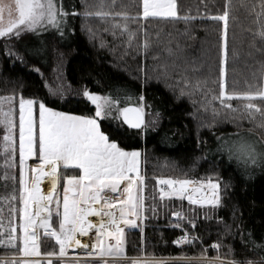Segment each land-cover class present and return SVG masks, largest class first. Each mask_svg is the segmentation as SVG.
Masks as SVG:
<instances>
[{
	"label": "trees",
	"instance_id": "obj_1",
	"mask_svg": "<svg viewBox=\"0 0 264 264\" xmlns=\"http://www.w3.org/2000/svg\"><path fill=\"white\" fill-rule=\"evenodd\" d=\"M56 1L67 15L53 27L0 37V97L22 94L57 111L86 116L94 115L96 107L83 96L85 88L119 99L120 107L143 105V130L125 125L117 132V119H101L102 130L122 147L142 151L145 224L127 233V257L208 255L228 261L224 264H264V166L245 170L226 151L217 152L221 137H264V129L255 126L264 117L257 113L256 122H249L240 118L249 101L226 100L238 109L233 112L215 99L225 82L229 92L264 87L262 0H177V17L148 19L136 15L142 0ZM225 11L226 63L224 22L215 19ZM252 102L264 109L259 98ZM2 161L0 157V197H5L19 187L20 168L17 162V179L5 181ZM61 173L63 187L66 176L80 170L62 168ZM161 177L219 179L221 203L164 198L157 181ZM53 223L57 228L56 215ZM185 231L191 240L176 244ZM38 243L43 255L59 252L58 242L44 231ZM214 244L220 247L214 249ZM14 251L0 246V257Z\"/></svg>",
	"mask_w": 264,
	"mask_h": 264
},
{
	"label": "snow or ice",
	"instance_id": "obj_2",
	"mask_svg": "<svg viewBox=\"0 0 264 264\" xmlns=\"http://www.w3.org/2000/svg\"><path fill=\"white\" fill-rule=\"evenodd\" d=\"M264 3V0H262ZM18 16L11 18V5H5L0 0V37L19 36L25 29H34L36 26L47 22L55 24L60 16L67 15L58 9L54 0H15ZM142 11L137 18L144 19L160 17L175 18L178 16L177 0H142ZM5 8L9 9V20L3 23ZM90 15V13H85ZM97 15H110V13H97ZM115 15L127 16V13ZM215 19L224 22L223 29V56L226 63L228 53V20L229 12ZM125 29L127 26H124ZM264 39V32L260 33ZM144 47H148V41H144ZM37 71H39L37 69ZM226 82L221 87L220 95L215 97L226 109L237 111L233 104L226 100L241 99L249 101L244 105V114L241 119L256 122L257 113L264 117V109H261L256 98L264 101V87L256 91L229 92L225 90ZM83 96L96 107L92 116L74 115L59 112L49 108L42 101L33 98H25L22 94L0 97V127L3 128L2 144H0V156L3 158L4 169H12L19 164L18 188L5 197H0V203H8V213L22 212V237L18 234L19 225H14L9 220V227L5 232H0V246L15 249L11 256L0 257V264H42L41 259H27V257H40V245L38 243L37 228H42L49 237H55L59 243V252H48L47 264H52L51 257L66 256V249L89 248L77 239V234L87 235L92 229H97V240L94 245L99 249L100 256L107 251L110 255L123 253V229L119 227L116 219L118 212L121 218L129 215H139L143 206L140 196L144 177L140 175L139 150H126L120 142L109 133L101 129V117L111 116L113 108L118 114L114 119L116 131L121 132L127 125L133 129L143 130L147 127L144 120L143 106L119 107V99L108 98L104 104H99L101 97L85 88ZM143 100V97H140ZM7 103V110H5ZM255 126L264 129V121L255 123ZM251 132V129H249ZM235 139L218 138L220 141L217 152H227L229 160L235 158L238 166L245 170L249 166H264V137L248 139L236 133ZM35 157L39 163L30 164L29 160ZM72 167L81 170V175L66 176V184L60 191L59 185L63 178L60 169ZM45 168L48 171H45ZM34 174V175H33ZM45 176L52 178L51 188L44 194L41 188L42 179ZM4 180H16L13 173H4ZM159 183L167 186L160 188V193L167 197L184 198L193 204L219 205L221 203L220 180L205 177L199 181L189 179H160ZM123 185V187H122ZM196 185L195 187H191ZM205 189L210 190L208 194ZM113 195H107L106 193ZM194 194L196 198H194ZM125 199H120L125 196ZM19 202L20 207H12ZM102 202V203H101ZM96 205H100L97 207ZM100 217L99 224H93L88 217L90 215ZM53 215L59 218V231L52 226L50 221ZM107 216L109 219L104 220ZM173 216L181 217V213L174 212ZM3 209L0 208V228H3ZM126 224L135 225L134 219L124 221ZM189 223L194 226L192 221ZM106 225L115 226V231ZM116 237V243L108 244L106 249L101 246V237ZM22 239V248L18 241ZM187 237H181L176 244L183 243ZM219 248V244H214ZM88 255H93L90 250ZM21 257H24L21 259ZM106 264V262H105ZM229 264H254L252 261H231Z\"/></svg>",
	"mask_w": 264,
	"mask_h": 264
},
{
	"label": "rangeland",
	"instance_id": "obj_3",
	"mask_svg": "<svg viewBox=\"0 0 264 264\" xmlns=\"http://www.w3.org/2000/svg\"><path fill=\"white\" fill-rule=\"evenodd\" d=\"M54 2L56 3L57 8L61 9L59 7L57 1L54 0ZM2 3H4L5 5H11L12 6V8H11V18H15L16 16H18V9L15 6V0H2ZM3 16H4L3 23L6 24L8 22V20H9V18H10L9 9L8 8H5ZM59 20H60V15L58 14V18H57L56 23L59 22ZM50 26L53 27L54 24L49 23V22H47V20H45L44 23H42L41 25L36 26L34 29H25L24 31H41V30L43 31L46 28H49ZM98 95L101 97V99L98 101L99 104H104L106 102V100L108 98H110L107 95H103V94H98ZM2 97H4V96H2ZM140 106H143V105H140ZM143 108H144V106H143ZM5 110H7V103H5ZM59 112H63V111H59ZM66 113H68V112H66ZM144 113H145V108H144ZM71 114H74V113H71ZM74 115H78V114H74ZM117 115L118 114L116 113L115 108H113L111 116H102L101 119L102 118H107V117L114 118ZM82 116H84V115H82ZM2 135H3V128L0 127V137H2ZM0 144H2V139H0ZM126 150H128V149H126ZM131 150H138V149H131ZM131 150H129V151H131ZM139 151L141 152V156H142V151L141 150H139ZM141 156H140V175L142 176V166H141L142 158H141ZM0 157L2 158V156H0ZM29 163L35 165L36 163H39V161L35 157H33V158H31L29 160ZM2 164H3V161H2ZM62 168H63V166L61 167V169ZM69 168H72V167H69ZM61 169H60V171H61ZM8 170H11L10 173L8 174L9 176H11L13 173L15 174L17 172V170H18L17 169V165L14 168H12V169H7V170L4 169V173H5V171H7V173H8ZM81 174H82V171L80 170V174L79 175H81ZM166 178L167 177H161V178L157 179L159 190L162 187L165 188L166 191L168 190L167 186L162 185V184L159 183L160 179H166ZM189 180L199 181V180H196V179H189ZM144 182H145V178H144L143 181L140 182V184L142 185V188H141V192L139 194L142 197L143 206L139 210V215L138 216L132 215L131 214L132 210L128 209L129 215L121 218L120 215H119V212H118V205H114V210H117L116 219L118 220L119 227H121L123 229V253L122 254L110 255L106 251L105 255H103V256L98 255L97 253L99 252V249H96L94 247V245L96 243V240H97V235L96 234H97L98 230L94 229L88 235V239L89 240L87 239V241H85V242H84V240H80L82 244L89 245L88 249H85L83 247L76 248L75 246H73L71 248H68V249H66V252H67L66 256H63V257H61V256L51 257L52 264H53V260H57V259L62 260V264H105V262H106V264H224V263L228 262V261L223 260L221 258L209 257L208 255L203 256V257H187V256H176V257H145V256H141V257H127V255H126L127 233L130 230H133V229H141L142 230L144 228V224H145V215H144V187H145V184H144ZM65 184H66V181H65ZM195 186L196 185H193L191 187H195ZM122 187H123V185H122ZM59 188H60V191L62 192V188L63 187H61V183L59 185ZM205 191L208 194H210V190L205 189ZM106 194L107 195H113L110 192H108ZM196 195H199V194H194V198H196ZM161 196L164 197V198H180V197H167V196H163L162 194H161ZM2 197H4V196H2ZM125 198H126V195L120 197V199H125ZM180 199H185V200L189 201L187 199V194L185 195L184 198H180ZM2 205H4V207L6 206V209H4V207L2 208L3 209V217H2V219H3V228H0V232H5V235H6V229L9 227V220H11L14 225H19V227L17 228V232L22 237V212L13 213L12 217L11 216H7L6 217V211L8 210L9 205H8V203H0V206H2ZM197 205H201V204H197ZM203 205H208V204H203ZM98 206H100V205H98ZM12 207L19 208L20 207V203L19 204L16 203L15 205L13 204ZM106 217L107 216H105L104 218H106ZM174 217L177 218L176 216H174ZM53 218H54V215L52 217V220L50 221L52 226L54 225ZM128 219H134L136 221V224L135 225L126 224L124 221L128 220ZM58 224H59V218H58ZM56 229H57V231H59V226H57ZM36 231L38 233V236L40 237V232L44 231V229L37 228ZM112 231H115V229H113ZM39 237H38V240H39ZM53 238H54V240H56L55 237H53ZM190 240H191V237H190ZM101 241H102L101 246L106 249L108 244H113L114 245L116 243V237L114 235L113 236H109L107 238L102 236L101 237ZM19 242H20L21 248H22V239L20 241H18V243ZM90 250L93 252V255H91V256L88 255V252ZM23 258L24 257H21V259H23ZM40 258H41L42 264H47V257L45 255H43V254H41V256L39 258L38 257H27V259H40ZM126 262H129V263H126Z\"/></svg>",
	"mask_w": 264,
	"mask_h": 264
},
{
	"label": "bare ground",
	"instance_id": "obj_4",
	"mask_svg": "<svg viewBox=\"0 0 264 264\" xmlns=\"http://www.w3.org/2000/svg\"><path fill=\"white\" fill-rule=\"evenodd\" d=\"M45 171L47 172L48 171V169H46L45 168ZM51 180H52V178L51 177H49V176H45L43 179H42V182H41V188H42V191L44 192V194H47V192L49 191V189L51 188ZM97 207H99L98 205H96ZM88 219L93 223V224H99V222H100V217L99 216H96V215H90L89 217H88ZM109 218L108 217H106V218H104V220L105 221H107ZM118 221V220H117ZM119 224V223H118ZM109 227L111 228V230H113V229H115V226H108V225H106V227H105V229H104V231H108V229H109ZM95 229V228H94ZM94 229H92V230H94ZM91 230V231H92ZM90 231V232H91ZM89 232V233H90ZM89 233L87 234V235H84V234H80V233H78L77 234V239H79V240H84V242L85 241H87V239H88V235H89ZM89 240V239H88Z\"/></svg>",
	"mask_w": 264,
	"mask_h": 264
},
{
	"label": "built area",
	"instance_id": "obj_5",
	"mask_svg": "<svg viewBox=\"0 0 264 264\" xmlns=\"http://www.w3.org/2000/svg\"><path fill=\"white\" fill-rule=\"evenodd\" d=\"M181 237H187V239H186L183 243H181V244H185V243L189 242V240H190V235H189V233H188L187 231H185V232L182 234ZM181 237H180V238H181ZM213 248H214V247H213ZM214 249H216V248H214Z\"/></svg>",
	"mask_w": 264,
	"mask_h": 264
},
{
	"label": "water",
	"instance_id": "obj_6",
	"mask_svg": "<svg viewBox=\"0 0 264 264\" xmlns=\"http://www.w3.org/2000/svg\"><path fill=\"white\" fill-rule=\"evenodd\" d=\"M130 105H133V106H137V105H134V104H130ZM127 106H129V105H127ZM144 120H145V114H144ZM127 126V125H126ZM129 127V126H128ZM129 128H131V127H129ZM131 129H133V128H131ZM134 130H139V129H134Z\"/></svg>",
	"mask_w": 264,
	"mask_h": 264
},
{
	"label": "crops",
	"instance_id": "obj_7",
	"mask_svg": "<svg viewBox=\"0 0 264 264\" xmlns=\"http://www.w3.org/2000/svg\"><path fill=\"white\" fill-rule=\"evenodd\" d=\"M37 232V231H36ZM37 235H38V233H37ZM39 237V236H38ZM39 258V257H38ZM41 259V258H40Z\"/></svg>",
	"mask_w": 264,
	"mask_h": 264
}]
</instances>
